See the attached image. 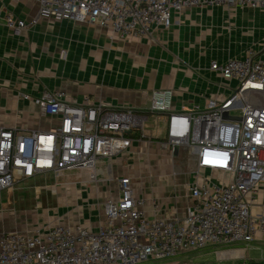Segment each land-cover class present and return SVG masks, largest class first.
Here are the masks:
<instances>
[{"label":"built area","instance_id":"2783aa9c","mask_svg":"<svg viewBox=\"0 0 264 264\" xmlns=\"http://www.w3.org/2000/svg\"><path fill=\"white\" fill-rule=\"evenodd\" d=\"M34 1L38 17L99 26L123 39L149 37L156 26L168 29L172 14L185 8H264V0ZM0 20L14 33L26 28L23 19L1 7ZM210 69L235 82L222 100L175 110L172 89L150 93L147 112L158 115L165 134L158 141L145 139L143 146L156 145L171 164L175 144L179 150L188 148L195 159L183 216L151 215L146 198L135 192L133 176L123 174L116 179V195L102 203L103 219L96 229L77 222L33 232L0 231V264H140L210 245L264 240V213L251 211L264 185V59L249 51L240 58L213 60ZM23 97L57 121L50 129L29 132L0 127V192L46 172L57 177L67 170L88 169L90 179H95L92 170L99 158L129 154L134 142L144 139V111L108 109L91 103L87 95L76 103L63 90L45 89ZM206 170L226 177L215 180ZM177 174L172 168V175ZM152 205L158 206L154 198Z\"/></svg>","mask_w":264,"mask_h":264},{"label":"crops","instance_id":"0c3cea01","mask_svg":"<svg viewBox=\"0 0 264 264\" xmlns=\"http://www.w3.org/2000/svg\"><path fill=\"white\" fill-rule=\"evenodd\" d=\"M0 7L26 23V28L14 33L0 20V127L20 132L47 130L57 121L44 115L24 94L33 97L45 89L63 90L76 103H81L87 95L91 103H102L108 109H132L148 114L151 91L170 88L175 110L194 105L203 107L208 99L225 98L235 85L211 70V61L240 58L249 51L264 59V8L222 4L185 8L172 14L168 29L156 26L149 37L123 39L111 37L110 30L99 26L38 17L34 0H0ZM157 119L155 115L147 122L143 141H135L129 154L96 161L92 170L95 179L90 183L97 185L62 186L81 195L79 201L87 202L84 209L79 202L76 204L77 212L83 215L68 224L79 222L96 229L103 219L102 209L91 213L88 207L115 196L116 179L123 174L137 175L136 193L146 198L145 208L151 215L185 214L190 202L186 189L190 172L179 170L177 175H172L173 167L162 157L164 154L151 156L150 149L143 146L148 142L145 139L152 137L151 128ZM195 169L196 166L187 171ZM138 171L165 173L158 179L147 180ZM50 175V172L36 175L16 183L11 190L14 193L17 186L38 189L40 186L32 181ZM206 175L215 180L226 177L212 170H206ZM89 197H94L93 201ZM153 198L157 207L152 205ZM263 198L264 185L251 207L253 213H264ZM0 210L3 212L4 208ZM4 228L10 227L6 223L0 225V231ZM224 253L231 254L229 251L219 255Z\"/></svg>","mask_w":264,"mask_h":264},{"label":"rangeland","instance_id":"374dc122","mask_svg":"<svg viewBox=\"0 0 264 264\" xmlns=\"http://www.w3.org/2000/svg\"><path fill=\"white\" fill-rule=\"evenodd\" d=\"M150 116V117H148ZM148 121H152L155 117L154 113L147 114ZM154 128H151L152 137L161 140L164 137V125L158 123V119L153 122ZM150 149V148H149ZM148 149V150H149ZM151 156L157 154H164L156 148V145L149 150ZM167 158L166 154L162 156ZM173 168L176 171H187L195 167V159L191 155L188 148H180L179 155L174 157ZM171 164V165H172ZM146 179H158L165 171H138ZM137 172V173H138ZM206 174V172H204ZM108 176V175H107ZM136 176V177H135ZM133 175V184L138 182L137 175ZM140 176V178H142ZM101 177V176H100ZM215 178V177H214ZM94 179H90L89 172L79 171L77 169L64 171L57 177L50 175L48 177L41 176L32 181L40 187H24L17 186L13 193L11 189L0 192V225H6L10 228L1 230H17L22 232H33L36 229H43L56 224H65L71 221H77L76 217H81L83 214L79 210L77 212L76 204H80L84 209L86 203L82 200L81 195L73 194L70 190L63 188L66 184H77L80 187L90 186L91 184L97 185L95 182L90 183ZM26 185L27 183H21ZM108 189H110V184ZM107 188V187H106ZM63 189V190H62ZM62 190V191H61ZM93 201L94 197H89ZM103 201L96 202L93 207L89 206V212H100L102 209ZM88 205V204H87ZM6 218V219H5ZM11 219V221H7ZM7 221V222H6ZM231 254L220 256L219 254L228 251ZM259 262L264 264V240L255 239L249 243H233L229 245L207 246L202 249L184 252L175 256L174 258L157 261L147 262L144 261L140 264H249Z\"/></svg>","mask_w":264,"mask_h":264},{"label":"water","instance_id":"95a60500","mask_svg":"<svg viewBox=\"0 0 264 264\" xmlns=\"http://www.w3.org/2000/svg\"><path fill=\"white\" fill-rule=\"evenodd\" d=\"M178 152H179V146L177 144L173 145V156H177ZM249 264H261V263L253 262V263H249Z\"/></svg>","mask_w":264,"mask_h":264},{"label":"bare ground","instance_id":"6f19581e","mask_svg":"<svg viewBox=\"0 0 264 264\" xmlns=\"http://www.w3.org/2000/svg\"><path fill=\"white\" fill-rule=\"evenodd\" d=\"M224 252H229V251H224ZM223 255H225V253H224ZM226 255H227V254H226Z\"/></svg>","mask_w":264,"mask_h":264},{"label":"flooded vegetation","instance_id":"af4514ba","mask_svg":"<svg viewBox=\"0 0 264 264\" xmlns=\"http://www.w3.org/2000/svg\"><path fill=\"white\" fill-rule=\"evenodd\" d=\"M250 263V262H249Z\"/></svg>","mask_w":264,"mask_h":264}]
</instances>
